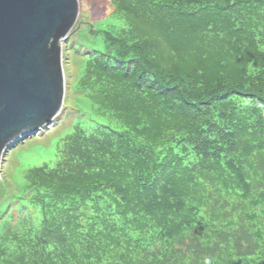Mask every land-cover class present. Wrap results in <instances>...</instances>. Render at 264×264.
<instances>
[{
  "label": "trees",
  "instance_id": "trees-1",
  "mask_svg": "<svg viewBox=\"0 0 264 264\" xmlns=\"http://www.w3.org/2000/svg\"><path fill=\"white\" fill-rule=\"evenodd\" d=\"M108 1L91 110L0 200V264H264V0Z\"/></svg>",
  "mask_w": 264,
  "mask_h": 264
},
{
  "label": "water",
  "instance_id": "water-1",
  "mask_svg": "<svg viewBox=\"0 0 264 264\" xmlns=\"http://www.w3.org/2000/svg\"><path fill=\"white\" fill-rule=\"evenodd\" d=\"M79 14V0H0V167L62 113L63 44Z\"/></svg>",
  "mask_w": 264,
  "mask_h": 264
},
{
  "label": "rangeland",
  "instance_id": "rangeland-1",
  "mask_svg": "<svg viewBox=\"0 0 264 264\" xmlns=\"http://www.w3.org/2000/svg\"><path fill=\"white\" fill-rule=\"evenodd\" d=\"M79 6L77 24L63 44L66 86L63 111L52 125L45 127L37 135L12 144L3 154L0 167L1 201L15 199L14 197L19 195V188L24 187L26 183L28 170L45 165L53 166L63 139L74 131L79 122H85V117L78 115L76 111V102H79L80 107L86 112L91 110L89 104L82 99V95L76 94V90L84 60L91 56L89 54L86 57L84 53H91L93 48L101 50L106 45L103 34L93 35V27L109 31L121 28L123 22L120 23L121 16L114 13L108 0H79Z\"/></svg>",
  "mask_w": 264,
  "mask_h": 264
},
{
  "label": "clouds",
  "instance_id": "clouds-1",
  "mask_svg": "<svg viewBox=\"0 0 264 264\" xmlns=\"http://www.w3.org/2000/svg\"><path fill=\"white\" fill-rule=\"evenodd\" d=\"M54 123V122H53Z\"/></svg>",
  "mask_w": 264,
  "mask_h": 264
}]
</instances>
